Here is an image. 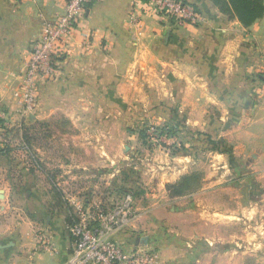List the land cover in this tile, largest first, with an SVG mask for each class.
<instances>
[{
  "label": "crops",
  "instance_id": "0c3cea01",
  "mask_svg": "<svg viewBox=\"0 0 264 264\" xmlns=\"http://www.w3.org/2000/svg\"><path fill=\"white\" fill-rule=\"evenodd\" d=\"M186 1L201 13L200 22L178 23L146 0L89 2L55 80L41 82L39 104L25 114L16 95L25 62L46 23L64 12L65 0H0V105L14 123L22 122L20 128L62 116L79 131L124 126L125 117L144 118L148 108H155L159 120L168 118L181 129L221 140L235 148L242 163L263 171L264 17L246 27L211 0ZM16 142L5 151L0 128V264H65L72 250L69 227L79 210L91 204L112 210L111 189L120 186L112 181L118 159L98 152V144L122 147L123 140L76 138L68 153L67 140L57 139L47 144L56 150L54 156L51 149L35 156L29 144ZM223 157L214 159L227 175ZM181 158L184 165L169 175L160 170ZM193 162L191 156L156 158L158 187L160 180L176 181ZM218 173L206 174L198 195H189L195 211L176 202L185 197L160 203L153 196L157 216L149 218L146 201L132 202L141 213L125 219L117 240L127 249L155 247L158 264H219L222 253L202 249L203 243L209 248L226 238V221L206 219L212 210L203 201V195L219 188L211 182L221 180ZM152 227L153 238L142 234Z\"/></svg>",
  "mask_w": 264,
  "mask_h": 264
},
{
  "label": "rangeland",
  "instance_id": "374dc122",
  "mask_svg": "<svg viewBox=\"0 0 264 264\" xmlns=\"http://www.w3.org/2000/svg\"><path fill=\"white\" fill-rule=\"evenodd\" d=\"M155 110V108H148L144 118H138L137 115L131 114L129 117H125L124 126L117 123L107 131L102 129L95 131L75 130L71 121L62 116H56L48 121H37L33 127L24 126L20 128L18 124L21 121L14 123V118L11 116L14 133L9 134L10 131H8L6 141H20L21 144L25 140L24 134H27L29 137L28 144L35 152V156H39L40 152H47V149H51L49 155L54 156L56 150L48 145L50 141L57 139L65 138L67 140L66 150L68 153H70L69 150L73 149V144L69 142L76 138L96 137L105 139L108 136V138L112 137L115 140L122 139L124 145L122 147L113 144L104 147V143L102 146L98 144V152L106 151L108 155L116 157V160L119 161L113 163L112 169V172L115 173L112 180L114 181L113 184L120 185L116 188L113 186L111 189L113 190L111 196L114 197L112 206L115 207L117 202H119L117 206L127 203V196L131 194L132 201L130 203L133 202L134 204L139 199L142 200L143 205L146 201L145 207L150 210V213L146 212V215L149 218L157 216L153 215L157 212H152V199L154 197H158L156 200L160 203H167L180 198L171 195L168 185L177 182L186 174H197L201 186L195 192L181 196L185 199L176 200V202L181 201L182 204L179 203L182 209L194 211L198 209L189 195H198L203 184L206 183V174L219 171L221 180L218 178L211 180V182L215 181L216 184H219V188L211 189V193L203 195V201L213 211L206 213L209 214L205 216L206 219L215 218L226 221L224 229V237L226 238L223 243L209 248L203 241L199 243H203V250L212 248L216 249L218 254L222 253L223 257L219 264H264V170L256 171L250 167V164L242 163L241 158L235 152V148L226 146L221 140L212 139L200 132L181 129L178 124H173V121L168 118L164 121H162L163 119L159 120L160 115ZM131 112L133 111L131 110ZM26 129L28 130L25 132ZM161 155H168L169 157L191 156L195 162L192 163V168L189 167V171L176 181H164L163 183V180H160L161 185L158 187L157 182L159 183V180L153 176V161ZM218 155H224L226 158L227 175L223 174L225 170L221 167L223 164L220 165L219 161L214 159ZM181 159V161L175 162V168L171 163H164V168L160 170H164L169 175L176 168L184 165L185 159ZM252 159L253 161L256 160L257 156L252 157ZM258 167L260 170L261 166ZM157 169L159 170V168ZM150 187L158 188V190ZM148 199L149 201H147ZM117 206L112 207V211ZM217 209L222 210V212L220 210L217 212ZM201 212L198 211L197 215H200ZM140 213L141 210L135 211L131 207L130 212L126 213L125 219H130ZM167 230L165 228L163 232L171 239L172 233ZM142 234L153 238L157 233L152 227L144 230ZM115 237L117 238L116 235ZM149 249L156 251L155 247Z\"/></svg>",
  "mask_w": 264,
  "mask_h": 264
},
{
  "label": "built area",
  "instance_id": "2783aa9c",
  "mask_svg": "<svg viewBox=\"0 0 264 264\" xmlns=\"http://www.w3.org/2000/svg\"><path fill=\"white\" fill-rule=\"evenodd\" d=\"M92 0H65L64 12L45 25L44 33L33 42L32 51L25 62V71L16 95L22 112L29 114L39 104V87L42 81L55 80L60 64L69 53V42L79 20L85 16ZM162 15L176 19L178 23L196 24L201 13L186 0H146ZM260 74L264 77V66ZM0 128L4 142L7 132L13 129L11 114L0 105ZM155 129L153 128V131ZM127 203L116 209L105 210L101 205H90L79 210L69 231L72 247L65 264H158L159 256L154 250L127 249L115 237L126 222L125 215L132 207V195ZM42 244L46 238L37 236Z\"/></svg>",
  "mask_w": 264,
  "mask_h": 264
},
{
  "label": "trees",
  "instance_id": "16d2710c",
  "mask_svg": "<svg viewBox=\"0 0 264 264\" xmlns=\"http://www.w3.org/2000/svg\"><path fill=\"white\" fill-rule=\"evenodd\" d=\"M220 11L231 19H238L244 26L249 27L264 17V0H211ZM28 129L25 130V132ZM18 131V130H17ZM15 131V133H18ZM14 133L12 130L9 132ZM25 142L28 144L29 137L24 134ZM15 137V134H14ZM10 142H5V151H10ZM201 183L197 174H186L177 182L168 185L172 196L181 197L195 192Z\"/></svg>",
  "mask_w": 264,
  "mask_h": 264
}]
</instances>
